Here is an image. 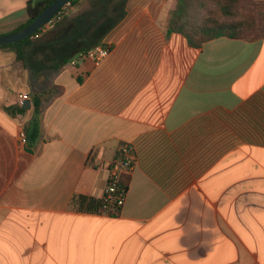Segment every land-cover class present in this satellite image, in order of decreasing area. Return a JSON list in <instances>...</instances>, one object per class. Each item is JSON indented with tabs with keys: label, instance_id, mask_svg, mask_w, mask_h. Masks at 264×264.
<instances>
[{
	"label": "crops",
	"instance_id": "crops-1",
	"mask_svg": "<svg viewBox=\"0 0 264 264\" xmlns=\"http://www.w3.org/2000/svg\"><path fill=\"white\" fill-rule=\"evenodd\" d=\"M28 1L0 0L2 33ZM176 4L77 0L26 66L0 50V264H264V38L192 47L168 32ZM97 46L112 50L100 65L70 64ZM123 144L137 162L106 217L99 164Z\"/></svg>",
	"mask_w": 264,
	"mask_h": 264
},
{
	"label": "trees",
	"instance_id": "trees-1",
	"mask_svg": "<svg viewBox=\"0 0 264 264\" xmlns=\"http://www.w3.org/2000/svg\"><path fill=\"white\" fill-rule=\"evenodd\" d=\"M55 0H29L27 4L28 19L12 31L0 35L20 31ZM76 3L77 0H70ZM169 33H179L195 48H201L206 42L226 36L234 39L255 41L264 38V0H177L176 7L171 11L168 26ZM33 36L15 44L0 46L1 49H11L16 54V60L23 66L27 65V50L33 42ZM49 92L35 93L31 97L33 118L27 127V136L33 144L40 136V123L44 101ZM23 105L12 108L13 114L27 111Z\"/></svg>",
	"mask_w": 264,
	"mask_h": 264
},
{
	"label": "built area",
	"instance_id": "built-area-1",
	"mask_svg": "<svg viewBox=\"0 0 264 264\" xmlns=\"http://www.w3.org/2000/svg\"><path fill=\"white\" fill-rule=\"evenodd\" d=\"M71 2H68L48 23L57 22L69 13ZM42 30V29H41ZM110 46H97L91 50L79 53L77 58L70 64L76 65L80 61L91 60L96 65H100L111 53ZM29 100L28 95L20 99V105ZM137 157L132 144H123L116 154L114 160L109 164H99V168L106 171L105 185L100 194V214L106 217H116L120 215L128 198L129 187L123 182L124 172H133L136 166Z\"/></svg>",
	"mask_w": 264,
	"mask_h": 264
},
{
	"label": "water",
	"instance_id": "water-1",
	"mask_svg": "<svg viewBox=\"0 0 264 264\" xmlns=\"http://www.w3.org/2000/svg\"><path fill=\"white\" fill-rule=\"evenodd\" d=\"M70 0H55L49 7H47L42 14H40L29 25L24 27L18 32L0 35V46L15 44L33 36L38 30L45 27L55 15L65 6ZM24 105L28 108L31 107L30 100L25 102Z\"/></svg>",
	"mask_w": 264,
	"mask_h": 264
},
{
	"label": "rangeland",
	"instance_id": "rangeland-1",
	"mask_svg": "<svg viewBox=\"0 0 264 264\" xmlns=\"http://www.w3.org/2000/svg\"><path fill=\"white\" fill-rule=\"evenodd\" d=\"M74 6H75V4H74V3H71L70 11L74 8ZM70 11H69V12H70ZM67 14H68V13H67ZM67 14H66V15H67ZM43 28H44V27H43ZM43 28H42V29H43ZM0 33H2V28H0ZM43 85H45L44 87H47V84H46V83L43 84Z\"/></svg>",
	"mask_w": 264,
	"mask_h": 264
}]
</instances>
